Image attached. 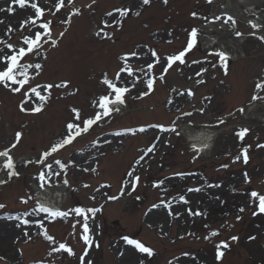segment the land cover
<instances>
[{
	"label": "rangeland",
	"instance_id": "1",
	"mask_svg": "<svg viewBox=\"0 0 264 264\" xmlns=\"http://www.w3.org/2000/svg\"><path fill=\"white\" fill-rule=\"evenodd\" d=\"M59 2L26 0L21 8L12 0H0L4 9L0 11V55L17 51L25 36L43 32L40 25L51 22V37L44 36L38 50L20 61L42 65L40 70L30 68L28 75L30 85L46 101L30 90L28 99L23 89L14 93L0 85V150L16 142L17 132L22 134L10 152L18 176L8 178L2 167L6 158L0 157V180L7 181L0 185V204L5 205L0 208V222L30 221L19 222L21 226L8 239L0 238L4 257L0 264H80L86 248L85 264H140L141 260L144 264H264V213L259 212L258 199L250 197L252 191L264 194V147L259 146L264 145V89L256 88L264 82V42L258 38L264 36V28L249 25L264 15V8L257 6L261 13L255 15L239 7L243 19L232 23L225 22L228 16L221 13L226 0H150L147 5L142 0H64L57 11ZM33 3L43 9L42 17L34 15ZM128 9V15H123ZM192 28L198 29V43L186 54L184 64L176 62L163 73L166 58L186 47ZM153 51L157 56L151 55ZM219 51L233 60L222 62L213 54ZM131 52L137 56L122 59ZM149 63L154 68L149 69ZM124 66L132 75L120 72ZM105 75L117 86L130 88L124 96V112L99 121L44 163H37L65 136L67 123L75 117L73 108L83 118L100 111L99 97L111 92L102 83ZM149 79L154 81L152 90L147 89ZM61 82L67 86L55 87ZM47 84L53 87L42 90ZM145 91L149 94L142 96ZM254 95L260 98L254 100ZM25 100L24 108L29 110L21 111ZM39 105L41 111H31ZM173 121L179 135L150 127L171 128ZM184 126L216 135L208 154L196 156L181 133ZM140 128L146 130L127 131ZM242 129L249 130L243 139L237 135ZM122 130L126 133L114 135ZM153 145L154 150L147 152ZM244 148L247 163L241 155ZM40 172L59 175H52L51 186L41 189ZM59 186L67 195L60 210L68 215L40 212L34 190ZM197 188L200 191H188ZM154 204L158 207L152 208ZM77 207L88 217L90 245L81 238L84 217L72 211ZM89 208L100 211L93 214L87 212ZM188 209L203 215H189ZM214 231L219 235L212 236ZM125 236L153 249L154 255L139 253L127 245ZM234 236L238 239L232 240ZM222 241L227 247L219 249L217 259ZM60 243L70 246L75 255L63 250L49 255Z\"/></svg>",
	"mask_w": 264,
	"mask_h": 264
},
{
	"label": "snow or ice",
	"instance_id": "2",
	"mask_svg": "<svg viewBox=\"0 0 264 264\" xmlns=\"http://www.w3.org/2000/svg\"><path fill=\"white\" fill-rule=\"evenodd\" d=\"M13 3L18 4L21 8H23L25 6L26 0H12ZM69 3H71V0H68ZM209 2H211V0H209ZM93 3H95V0H93ZM142 3L144 5H147L150 3V0H142ZM165 3H167V0H165ZM56 10L59 11L61 7H64V0H60V2L58 4L55 5ZM90 7V5H89ZM31 8L35 10L34 15L36 17H42L43 16V9L41 7H39L36 3L31 4ZM4 9H0V11H3ZM8 11L11 12L12 8L9 7ZM131 9H128L127 11L123 12L122 14L127 16L128 12H130ZM79 14V10H77V13ZM137 15H139V13H136ZM107 15L109 17L112 16V13H107ZM193 17H195L197 14L195 12L192 13ZM231 21L232 23H235V21L233 20L232 17H228L227 21L228 22ZM25 23H27V21H25ZM31 23L35 24V20L32 19ZM65 23H70V19L66 20ZM50 24L51 22H45L43 24L40 25V28L43 29L44 31H39L37 30L34 33L29 34L28 36H25L23 38V46L19 47L18 51H13L12 54H4V55H0V85H3L6 88H10L12 92L14 93H20L21 90L23 89V95L25 97H28V91L30 90L35 96L39 97L40 101L45 102L46 101V97L42 96L40 91L37 90L36 87H32L29 83V75H28V70L30 68H33L35 70H40L42 68L41 64H21L20 61L28 54H31L35 51L38 50V48L40 47L41 41L44 38V36H48L49 38L51 37V30H50ZM258 27L257 25H253V28ZM61 36L64 35V33L60 34ZM96 35H100L99 32L96 33ZM104 35L106 37H108V33H104ZM237 36H241L242 33L237 32L236 33ZM111 38V37H108ZM262 42H264V36H259L258 37ZM52 43L55 45L57 43V41L52 40ZM198 43V29L196 28H192L191 31L189 32L188 35V39L186 41V47H184L183 49H181L180 51H178L177 53H174L170 56H168L165 60V67L162 68V72L163 73H167V71L173 66V64H175L176 62H179L180 64H184L185 63V56L186 54L191 51L194 46ZM9 50L13 49V46L11 44L8 45ZM214 55H216L217 57H219V59L222 62H226L227 60V54L225 52L219 51V52H215L213 53ZM151 55L153 57L157 56V53L155 51H153L151 53ZM137 56V53L135 52H131V53H127L125 54V56L122 58L125 61H127L129 59V57H135ZM159 61L157 60V63ZM194 63H196V61H194ZM149 69L154 68V64L153 63H149L148 65ZM120 72H127L129 75H132V70L130 68H128L127 66H124L120 69ZM197 75H199V73H197ZM22 77V78H19ZM120 77V73H117V79H119ZM163 75L160 76V79L163 80ZM102 83L107 85L108 89L111 90V92H109L108 94L105 95H101L98 99V107L100 109V111H96L94 113V115L89 116L87 118H83L81 116V113L78 109L73 108L72 111L73 113H75V117L74 120L72 122L67 123L66 125V134L65 136L60 140V142L55 143L53 145L50 146V148L46 151H44L42 153L41 158L36 161L37 163H44L45 160H47L48 157L52 156L53 153L57 152L58 150L64 148L67 145H70L73 143V141L81 136V134H86L89 132L90 128H92L94 125H96L99 121L105 119L106 117H109L112 115L113 112H118L120 109L119 107H111L112 105H123L125 104V99L124 96L126 93H128L130 91V88L128 87H120L117 86V84L113 83L111 80H109L107 78V75H105V77L102 80ZM153 85H154V81L152 79H149L147 81V89L148 90H152L153 89ZM67 86V82H61L60 84L55 85V87H66ZM135 85H133L134 87ZM53 87L52 84H47L45 86H43L42 90H47V89H51ZM256 88L257 89H264V82L261 83H257L256 84ZM114 94V95H113ZM148 91H145L144 93H142L141 95H148ZM189 95H192L191 92L188 93ZM140 98V97H137ZM260 98L258 95H254L253 99H258ZM28 99H31V97H28ZM28 101L25 100L21 103L20 108L21 111H28L29 109H25L24 108V103H27ZM41 107L42 105H39L37 107H35L34 109H31V111H35V112H39L41 111ZM203 111V110H201ZM241 111H243V109H241ZM184 115H188L190 116L191 113H185ZM76 121H79V123H77ZM220 124L224 123L223 120L219 121ZM150 127H159L161 128L162 131H173L176 132L177 135H179V132L176 131V127H175V121L172 122V127L171 128H166L163 125H150ZM146 129L144 128H140L139 131L143 132ZM127 131H133L131 129H128ZM248 129H242L239 133H237V135L243 139L245 134L248 132ZM114 135H121L120 132L114 133ZM22 134L20 132L16 133V142L11 144L10 147L5 148L4 150H0V157H5L6 160L3 162L2 167L4 170L8 171V178L11 179L13 176H18L19 173L15 171V164L13 161V157L10 155V152L12 149H14L17 144L19 143L20 139H21ZM260 147H264V145H259ZM154 145L153 147H150L147 149V152H152L154 150ZM208 145L205 144L203 145V147L201 148H197L196 145H192V148L195 152H200L203 151L204 148H207ZM247 148H244L242 150L241 155H243V159L244 162L247 163L248 160V156H247ZM143 159V156L140 158ZM237 160L240 159V156L236 157ZM27 163H31V161H28ZM57 163H59V161H57ZM49 168H51V165H48ZM63 167V166H62ZM224 167H227V165H224ZM93 171H95V169H93ZM52 175H59V173H44V172H40L38 179L40 181V188L43 189L45 187L46 184H48L49 186H51V177ZM129 176L133 175V172H129L128 173ZM175 175L177 176H184L186 175V173H176ZM246 175V174H245ZM247 178V177H246ZM135 181L138 183L139 182V177L136 176L134 177ZM7 181L5 180H0V185L5 184ZM63 183L65 185L68 184V181L65 179L63 181ZM159 184H163V181H160ZM158 186V185H156ZM136 184H132V188L133 190H135ZM188 191H200L199 188L197 189H188ZM121 194H123V189L121 190ZM250 197L251 198H257L258 202H259V212L260 213H264V194H258L256 191H252L250 193ZM118 197H110V199H117ZM183 202L188 203V201L185 200V198L183 196H181L180 198ZM23 203H27V200H23ZM5 207V205L0 204V208ZM158 207V205H153L152 208H156ZM38 210L40 212H44L47 213L49 216L51 217H65L68 215L67 212L65 211H61V210H53L51 208L48 207H44V206H39L38 205ZM72 211L75 212L76 215L78 216H83L84 217V223H83V235H82V240L84 241V243L86 245H90L91 244V240L89 235H87V233L89 232V227H88V217L87 215H85V210L82 208H75ZM100 211V209L97 208H89L87 209V212L93 213L95 214L96 212ZM149 211H151V209H149ZM244 209L241 208L240 212H243ZM188 213L189 215H203V213L196 211L193 212L192 209H188ZM169 214H173V213H169ZM255 214V213H254ZM240 217H237V219H239ZM24 224H28L30 223L29 220H24L23 221ZM18 227L20 225H17ZM42 226V225H41ZM73 227H75V225H73ZM25 236L28 235L27 232L24 233ZM47 240L49 241H53L54 242V238L51 235H47V233H45ZM212 236H217L219 235L218 232H212L211 233ZM207 238V237H206ZM123 239L126 241L127 245H131L134 247L135 250H137L139 253L141 254H147L148 257H152L154 255V250L145 246L142 242L136 240V239H132L129 238L127 236L123 237ZM232 240H237L238 237H232ZM221 247H227V243L226 242H221L220 245H217V259L221 258V252L219 251V249ZM61 250H63L64 252H66L69 256H74L75 253L73 251V249L66 245L65 243H60L58 247H53L51 249V251L49 252V255H52V253L55 252H60ZM123 253H121L122 255ZM88 255V249L86 248L84 253L80 256V264H85V257ZM4 257L0 256V260H3ZM87 264H91V261H88ZM140 264H144V261L141 260ZM169 264H171V261L169 262Z\"/></svg>",
	"mask_w": 264,
	"mask_h": 264
},
{
	"label": "bare ground",
	"instance_id": "3",
	"mask_svg": "<svg viewBox=\"0 0 264 264\" xmlns=\"http://www.w3.org/2000/svg\"><path fill=\"white\" fill-rule=\"evenodd\" d=\"M257 6L264 8V0H226L225 6L223 8V12L221 13L222 15L232 17L234 20L241 21L243 19V14L239 11V7L246 8L244 9L246 12L251 11L252 14L258 15L261 12L258 13ZM19 12L21 13V11ZM24 13H28V9L24 10ZM6 20L11 21V19H6ZM249 25L252 28L253 25H257L258 27L253 28L255 30H260L264 28V15H258L256 18H253V20L250 21ZM205 44L208 45L207 41L205 42ZM227 58L233 60V57L228 54H227ZM123 108L124 107H121L118 112H121ZM181 133L184 135L185 138H187L189 143H191L192 145H196L197 148H201L205 144L208 145L207 148H204L203 151H200V155H206L211 151V149L213 148L214 140L216 138V135H214L213 132L211 133L197 132L193 130L190 126L181 127ZM64 190L65 189L63 188V186H59L57 189L50 191L48 190L42 191L36 189L34 190L36 192L35 199L40 206L48 207L55 210L54 208L58 206L62 202V200H64L65 197ZM19 222L20 221H12V220L11 221L6 220L5 222H0V238L8 239V236L14 234V231H16L14 230V228L18 227L17 225H20ZM20 223L23 224L22 222Z\"/></svg>",
	"mask_w": 264,
	"mask_h": 264
}]
</instances>
